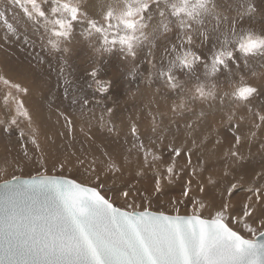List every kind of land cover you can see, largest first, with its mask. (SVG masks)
Segmentation results:
<instances>
[{
	"label": "snow or ice",
	"instance_id": "snow-or-ice-1",
	"mask_svg": "<svg viewBox=\"0 0 264 264\" xmlns=\"http://www.w3.org/2000/svg\"><path fill=\"white\" fill-rule=\"evenodd\" d=\"M11 2L22 9L37 30H43L45 35L40 37L41 41L46 40L43 48L52 52H67L64 45L73 38L76 25H85V36L93 38L98 45L93 66L87 72L88 87L95 86V95L106 99L116 83L115 78H104L108 76L107 55L123 54L124 68L118 75L129 83L143 74L141 65L147 60L149 68L144 70L149 72V82L155 77L178 98L179 102H174L170 108L174 115L191 113L196 102L207 104L209 110L223 113L221 124L231 133V140L221 137L219 129L213 128L209 135L215 136V145L204 154L203 145L208 135L194 136L201 118L206 115L203 110L197 114L196 121L184 125L186 132L180 142L176 135H168L169 128L161 127L160 117L164 113H149L152 135L144 138H141L138 121L129 117L125 143L130 137L131 147L126 152L129 155L135 152L138 175L150 171L156 178L150 188L135 189L129 185L122 191L120 198L132 201L126 207L118 206L102 192L104 184L100 182V172L96 171L94 154L88 163L96 184L65 175H50L47 168L27 178L14 175L3 180L0 182V264H264V172L256 174L260 186L249 187L251 195L242 203L231 200L240 187L239 181L244 178L240 174L239 181L233 182L240 169L232 165L244 159L240 150L245 142L256 139L258 132H264V105L251 104L258 88L233 71L240 61L248 67L250 60L258 58L264 62V27L259 30L245 27L246 19L257 11L254 0H114L108 4H98L97 0ZM0 28L4 30L0 36L4 42L14 39L22 44H33L7 16L6 9L0 10ZM161 40L165 41L162 45ZM145 47L146 57L140 59L139 52ZM156 49L160 50L158 58L154 53ZM35 58L43 62L39 53ZM67 65V60H63L58 70L64 77V95L83 111L92 101L69 91L73 81L65 75ZM220 75L225 76L230 90L221 88ZM0 82L5 86L4 107L14 105L16 113L8 127L17 125V118L31 124L32 115L24 100L14 95V91L26 94L29 89L4 76H0ZM94 102L103 105V100ZM239 106L249 115L237 117ZM104 112L110 117L114 109L105 107ZM60 115L71 130L73 118L64 113ZM104 119L101 114L99 120ZM237 119L249 121L247 132L242 131ZM20 135H24L22 130ZM36 135L34 129L32 143L39 150ZM224 142L228 147L223 149L221 158L215 149ZM97 147L105 158L102 161L104 175L120 172L122 165L117 157L103 145ZM197 149L199 152L195 153ZM129 155L123 156L124 163H130ZM179 158L185 163L180 165ZM221 159L228 163L223 177L214 179L210 170ZM66 163L59 162V167L64 169ZM76 163L83 165L85 159L78 157ZM185 169L191 170L190 178L171 202L176 205L188 200L192 205L190 214H181L180 207H175L174 214L143 207L144 201L150 205L153 197L163 195L166 186ZM205 172H210L207 184H224L219 202L199 198L200 194H206L202 179ZM226 177L232 179L225 181ZM193 178H196L195 186ZM136 199L142 202L141 208L136 207Z\"/></svg>",
	"mask_w": 264,
	"mask_h": 264
},
{
	"label": "rangeland",
	"instance_id": "rangeland-1",
	"mask_svg": "<svg viewBox=\"0 0 264 264\" xmlns=\"http://www.w3.org/2000/svg\"><path fill=\"white\" fill-rule=\"evenodd\" d=\"M255 2L264 9V0H255ZM5 9L7 16L18 24L22 31L26 30L25 33L27 32L26 34L29 36L34 46L33 44H22L14 39H10L11 43L7 42L10 48L7 49L0 43V50L2 49L4 57V68L3 71L0 72V76L8 78L14 83L20 84V82H23L26 86H23L22 84L20 85L29 89L34 86L31 77L33 72L37 75L36 76L34 74L37 81L38 78L40 79L39 83L44 87L46 92L42 91V93L35 94L33 98L28 97V100H25L23 96H21V93L14 91V95H18L20 99L24 100L25 106L29 109V112L32 115L33 124H29V122L24 118H17V125H12L10 128L8 127V122L0 124V130H4V136L0 137V152L5 153L8 156L6 161H9V165L6 167L8 168L6 176L0 177V182L5 179H11L14 175L24 176V178H27L28 176L35 175L38 171H43L44 168H47L48 174L50 175H65L69 178L77 179L78 181L96 184L97 181L94 179V173L91 171L88 163V160L91 159V156L94 154L97 157L95 168L96 171L101 174L102 179L100 182L104 184L102 192L105 193L107 197L113 198L118 206L126 207L127 203H131L132 201H125L120 198V193L127 190L129 185L134 186L135 189H142L144 187L150 188L156 177L153 172L149 171H145V175H138L139 170H135L134 172L133 170H130L131 166L128 165H125V167L122 165L121 171L114 174L104 175L102 171L105 167L102 161H104L105 158L103 156L99 157L100 152L97 150V146L103 145L107 150L110 143H115L116 140H121L123 138V134H120L116 125L117 122L120 121L118 115L122 114V109L124 107L139 101L138 99L128 100L130 99L128 98L129 92L127 93V89L124 88V86L128 85L129 82L118 75V73L124 68L123 54L117 55L113 53L106 56V60L109 62L107 63V66L111 64L110 67H106V71L109 75L108 78H115L116 90L118 92L115 94L110 92L107 94V98L105 99L101 95H95V86L92 87L93 89L88 87L90 78L87 76V72L90 71L93 65L91 61H93V58L96 55L95 46H98L94 39L91 47L87 48V46L83 44L86 40L84 32H82V30L74 31L73 37L77 38V36H79V39L76 41V45L73 48L69 41H67L64 45V47L68 48L67 52H52L47 48H43V44L46 43V40L41 41L40 39L41 36L45 35L43 30H37L36 26L26 18L19 6L12 4L11 0H0V10ZM9 10L12 11L10 12ZM22 16H24V18ZM254 17L264 19V17H260L258 14H253L250 19H246L245 23H250ZM24 26L26 27L23 28ZM77 26L79 28L81 25H76V27ZM76 27L75 30L78 29ZM82 27L84 29L85 25ZM81 39L83 40L81 41ZM1 41L3 40L0 39V42ZM159 43L162 44L165 43V41H160ZM24 51L25 53H23ZM159 51L160 50L158 49V52ZM158 52L156 53L157 58L160 55V52ZM37 53L43 57V62H37L35 58ZM146 54L147 53H142L141 51L139 53V58L144 59ZM6 56L8 57L9 64L6 61ZM63 60H67L68 62L67 67H65V75L73 81V86L69 89V91L77 95H83L88 98L89 101H92L90 105L84 107L83 111H81L78 104H70V99L64 95V77L59 75L58 71L59 68L63 66ZM252 61L261 62L258 58L256 60H250L249 63ZM238 63L240 64L242 61ZM143 66L149 68L147 60H144V63L141 65L143 72L141 76H144H139L137 78L138 80L135 79L134 81H147L146 76H148L149 73H147L148 71H144V69L148 68H144ZM260 70L263 72L264 68H261ZM26 72L30 75H25ZM75 77L81 81L79 80L78 82V80L74 79ZM153 78L156 79L155 77ZM158 82L161 87H165L162 82ZM0 84L3 83L0 82ZM135 84L139 85V83H133V85ZM49 87H51L50 90H48ZM225 87L229 89L231 88V86L228 85ZM132 92L133 91H130L131 94ZM257 95H261V91H258ZM95 100H103V105H97L94 102ZM40 105L45 107L50 105V107H47L50 109L45 110ZM12 107H14V105ZM59 107L65 110L56 111L60 109ZM105 107H112L114 109V112L110 117L104 112ZM239 107L237 108V111L239 110ZM89 108H91V111H89ZM58 112L64 113V115L68 114L73 118L71 130H69L68 126L67 129L61 128L59 123L64 122L65 124V121L64 116L60 115ZM56 114L58 116H56ZM101 114H104V121L99 120ZM241 114L247 115V112L244 114L239 113V115ZM145 121V119H142L139 125L142 129L144 128L143 124ZM101 124L104 126L102 127ZM6 128L8 129L7 131L5 130ZM109 128H112L113 130L109 131ZM34 129L37 132L36 140H39V150H37L36 146L32 143L33 133H31V130ZM81 129H83V131H81ZM21 130L24 133L23 137L20 135ZM27 131L30 132L27 133ZM65 132L67 133V137L64 134ZM48 137L51 138L48 139ZM144 137L145 133H142V138ZM128 140L131 141V138L128 137ZM5 141H10L11 144L6 146ZM90 146L92 151L89 150ZM128 147H131V143H127L123 146L125 151L124 153L114 154L121 164L124 163L123 156L129 155L126 152ZM25 150H27V155H25ZM78 157L85 159V163L83 165L76 163ZM165 159H167V156ZM41 160L43 163H41ZM129 161L130 163H137L135 152L129 155ZM59 162H67L64 169L59 167ZM184 163L185 160L183 158H179V164L182 165ZM190 172V169H185L183 172H180L179 176L174 179V182L166 186V190L163 195L153 197L150 205L147 201H144L143 207L150 206L152 211H164L170 214H174L175 207H180L181 214H190L192 211V205L188 202V200L185 199L181 202V204L176 205L171 202V198L178 197L180 195L184 182L190 178ZM205 175L208 176L207 174H204V177H206ZM204 186L206 189V184ZM208 193L209 192L206 191V194H200L199 198H202L205 201L215 200L216 202H219L220 196L218 193ZM249 195H251V193L248 191V188H243L240 185V188L235 191L231 200L233 203H242ZM141 204L142 202L139 199L135 200L137 208H141ZM252 226L256 227L257 225L253 224ZM249 238H252L250 234Z\"/></svg>",
	"mask_w": 264,
	"mask_h": 264
},
{
	"label": "bare ground",
	"instance_id": "bare-ground-1",
	"mask_svg": "<svg viewBox=\"0 0 264 264\" xmlns=\"http://www.w3.org/2000/svg\"><path fill=\"white\" fill-rule=\"evenodd\" d=\"M113 2H114V0H97L98 4H108V3H113ZM254 3L256 4L255 0H254ZM256 6H257V11L254 14H258L260 17H264V9L262 8V6L260 7L257 4H256ZM96 11H97V13H99L100 9L97 8ZM22 17L24 18V16H22ZM82 26L83 25H81L79 28L77 26L76 28H78V29H76L75 31L82 30V32H84V29H83ZM245 26L246 27H253V28L259 30L261 27H264V19H260L258 17H254L250 23H245ZM25 27L26 26H24L23 28H25ZM35 30H36V28H35ZM31 31H32V29H31ZM3 32H4L3 28H0V36L3 34ZM78 39H79V36H77V38L73 37L71 40H69V43H70V45H72V48L76 45V41ZM85 39L86 40L83 42V44L85 46H87V48L91 47V44H93L92 43L93 38L86 37ZM82 40L83 39H81V41ZM161 41H163V40H161ZM9 42L11 43V41H9ZM0 43L3 44V46L5 48H7V49L10 48V46L8 45L7 42L1 41ZM18 49H19V47H18ZM141 51H142V53H147V47H145L144 49L140 50V52ZM157 52H158V49L154 50L155 56H156ZM23 53H25V51ZM21 54H22V52H21ZM6 58H7L6 61L9 64L8 57L6 56ZM3 59H4L3 51L1 49L0 50V72H2L3 68H4L3 67ZM34 60H32V61H34ZM91 63H92V61H91ZM114 63H115V61H114ZM118 64H119V62H118ZM118 64H116V65H118ZM249 65H250V67L244 66L243 63H240L239 67H233V71L234 72H238L239 75H243L248 82H250L252 85H254V87H257L259 91H261V95L254 96L252 98V101H251L252 105L258 107L260 105H264V86H262V85H264V71L261 72V70H260L261 68H264V62L261 63V62L252 61L251 63H249ZM110 66H111V64L109 66H107V67H110ZM114 67H115V65H114ZM123 67H124V65H123ZM144 68H148V67H144ZM147 73H149V72H147ZM34 74L35 73L32 72V75H31L32 82H33L34 86L32 88H29L28 93L21 94V96H23V98L25 100L26 99L28 100V97L29 98H33L35 94L42 93V91L46 92L44 87L42 85H40V83H39L40 79L37 77L38 78V81H37V79L35 78ZM76 74H77V72H76ZM25 75L29 76L30 74L28 72H26ZM108 76H105L104 78L107 79ZM143 76H141V77H143ZM146 78H147V81H142V82L133 81V82L129 83L128 85L124 86V88L127 89V93L129 92L128 98H130V99H128V100L138 99L139 101L137 103H134L132 105H128V106L124 107L122 109L123 112L121 110L122 114L118 115V117L120 118V121H118L116 125H117V129L120 132V134H123V138L121 140H116L115 143H110L109 148L107 149V151H109L112 154H121V153L125 152L124 149H123V146H125V144H126L125 143V136L128 133L129 117H131V119H133V120H137L139 125H140L142 119L146 120L145 123L143 124L144 125L143 129L139 126L140 132H141V138H142V133H145V136L151 135V132H150L151 116L149 115V113H152L153 115H155L158 112L159 113H164V115L162 117H160L161 127L162 128H169L170 130H169L168 135L169 136L176 135L178 137V141L177 142H180V140H182L184 138V135H185V132H186V129L184 128V125L186 123H189V122H192V121H196L197 114L201 110H203L206 113V115H205V117L201 118L202 122H199L200 126L198 128L197 133H194V136L201 137L202 135H208V141L205 143V145H203L204 154H207L208 152L212 151L213 150V145H215V136L214 135H209V133L212 132L213 128H218L219 129V133H220L221 137H227L228 140H231V133L221 124V122L219 123V121L221 120V117L223 118V113L222 112L215 111V110H209L207 104H202L200 102H196L195 104L192 105V112L191 113L185 112L183 115H174L172 113V111L170 110V108H171V105L174 102H176V103L179 102L177 96L175 94L169 92V90H167L165 87H161L160 83L156 79H154L153 77L151 78L150 82L148 80V76H146ZM236 78H238V77H236ZM74 79L78 80V79H76V77ZM79 80H78V82H79ZM219 80H220V86H221V88L224 91L230 90L229 88L225 87L226 85H228V86H231V85L226 81L224 75H220ZM45 81H49V80H45ZM133 83H139V85L138 84L133 85ZM20 84H22L23 86H26V84L23 83V82H20ZM50 88L51 87H49L48 90H50ZM91 89H93V88H91ZM4 90H5V86L3 84H0V121H3L4 123H6V122H9V120L13 116H15L16 113L14 111V107L11 106L8 109H6L4 107L3 101H2V96H3ZM130 91H133L134 93L132 92V94H131ZM111 92L114 93V94L118 92L116 90V85H114V88H113V90ZM40 106L42 108H44L45 110H49L50 109V108H47V107H50V105L47 106V107H45L43 105H40ZM61 110H65V109L60 108V109H58L56 111H61ZM245 112H247V110L243 106H240L239 110L237 111V117H239V116H248L249 115L248 112H247V115H242V114L239 115V113H243L244 114ZM40 113H41V111H40ZM58 113L60 114L61 112H58ZM56 116H58V115L56 114ZM211 117H213V118H211ZM171 121H175L176 123L175 124H171L170 123ZM18 122H20V121H18ZM237 122L242 124V131L247 132L248 126H249V121H247V120L239 121L237 119ZM59 125H61L62 129H67V125L64 124V122H60ZM177 128L180 129L179 132L176 131ZM31 131H32L31 133H33V130H31ZM28 132H30V131H27V133ZM3 133H4V130H0V137L4 136ZM64 134L67 137V133L65 132ZM51 137H48V139H50ZM37 143H39L38 139H37ZM128 143H131V141H129ZM197 143H199V138L197 139ZM10 144H11L10 141H5V145L6 146H8ZM226 147H228L227 142H224L221 145H217L216 146L215 151H216L218 157L222 158L223 149L226 148ZM89 150L92 151L91 146L89 147ZM97 150H98V147H97ZM240 151H241V155L244 157V159L241 160L238 165H232L233 167H238L240 169V173L236 174V180H234L233 182L239 181V175L243 174V177H244L243 180L239 181L240 185L243 188H245V187H247V188H249V187H259L261 182L258 181L257 179H255V177H256L257 173L264 172V132H258L256 139H252L249 142H245L244 147ZM198 152H199V149L195 150V153H198ZM7 157L8 156L5 153H1L0 152V169H1L0 177L6 176V172L8 171V168H6L9 165V161H6ZM99 157H101V155H99ZM10 163H11V161H10ZM196 163H197V158H196V154H194L193 155V164L195 165ZM226 163H228V161H226L224 159H221L220 162H218L215 165H213V168L210 170V172H211V174H213V178L214 179L223 177L224 166H225ZM121 165H123L124 167H125V165L131 166L130 170H133L134 172H135V170H139L138 163H123ZM210 172H205L204 174L209 175ZM204 174H203V178L202 179L204 181V185L206 184V191H208L209 193H218V195L221 196V192L223 190L224 184L221 183V184H218V185H215V186L207 184L206 181H207V177L208 176L205 175L206 177H204ZM143 175H145V172H144ZM193 179H194V186H195V178H193ZM223 179L226 181V180L232 179V177H226V178H223ZM117 180H120V179H117Z\"/></svg>",
	"mask_w": 264,
	"mask_h": 264
}]
</instances>
